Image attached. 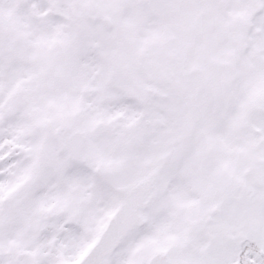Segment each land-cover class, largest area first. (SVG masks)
Returning a JSON list of instances; mask_svg holds the SVG:
<instances>
[{
	"label": "snow or ice",
	"instance_id": "6c2138e0",
	"mask_svg": "<svg viewBox=\"0 0 264 264\" xmlns=\"http://www.w3.org/2000/svg\"><path fill=\"white\" fill-rule=\"evenodd\" d=\"M0 264H264V0H0Z\"/></svg>",
	"mask_w": 264,
	"mask_h": 264
}]
</instances>
